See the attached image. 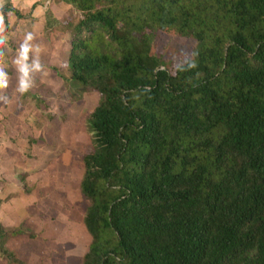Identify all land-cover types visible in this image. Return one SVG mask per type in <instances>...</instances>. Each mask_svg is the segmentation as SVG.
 <instances>
[{
  "label": "trees",
  "instance_id": "trees-1",
  "mask_svg": "<svg viewBox=\"0 0 264 264\" xmlns=\"http://www.w3.org/2000/svg\"><path fill=\"white\" fill-rule=\"evenodd\" d=\"M62 1L80 13L65 79L101 97L81 264H264V0ZM157 31L194 53L168 65Z\"/></svg>",
  "mask_w": 264,
  "mask_h": 264
},
{
  "label": "rangeland",
  "instance_id": "rangeland-1",
  "mask_svg": "<svg viewBox=\"0 0 264 264\" xmlns=\"http://www.w3.org/2000/svg\"><path fill=\"white\" fill-rule=\"evenodd\" d=\"M5 6L18 13L7 27ZM79 17L62 0H0V240L21 261L0 257V264H81L90 242L80 181L92 151L87 120L101 97L65 79L69 32ZM152 43L168 65L196 49L194 39L166 31Z\"/></svg>",
  "mask_w": 264,
  "mask_h": 264
},
{
  "label": "clouds",
  "instance_id": "clouds-1",
  "mask_svg": "<svg viewBox=\"0 0 264 264\" xmlns=\"http://www.w3.org/2000/svg\"><path fill=\"white\" fill-rule=\"evenodd\" d=\"M0 25H2V20H0ZM26 52H27V48L24 49V53L25 54H26ZM22 71L24 72V76L26 77L27 76V71H28L27 66L22 67ZM5 84H6V79L4 77V74H3V72H0V87L5 86ZM27 87H28L27 80L22 78L21 79V90L23 91Z\"/></svg>",
  "mask_w": 264,
  "mask_h": 264
}]
</instances>
